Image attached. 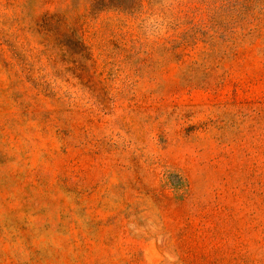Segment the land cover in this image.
Returning a JSON list of instances; mask_svg holds the SVG:
<instances>
[{
    "label": "rangeland",
    "instance_id": "obj_1",
    "mask_svg": "<svg viewBox=\"0 0 264 264\" xmlns=\"http://www.w3.org/2000/svg\"><path fill=\"white\" fill-rule=\"evenodd\" d=\"M0 264H264V0H0Z\"/></svg>",
    "mask_w": 264,
    "mask_h": 264
}]
</instances>
